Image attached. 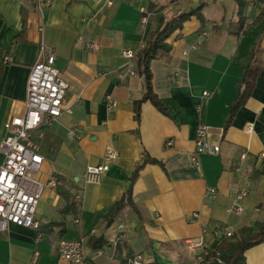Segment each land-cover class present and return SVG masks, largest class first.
<instances>
[{"label":"crops","instance_id":"1","mask_svg":"<svg viewBox=\"0 0 264 264\" xmlns=\"http://www.w3.org/2000/svg\"><path fill=\"white\" fill-rule=\"evenodd\" d=\"M171 1L52 0L37 9L33 0H0V56L11 58L0 62V141L4 122L25 112L29 70L45 49H53L54 65L69 84L70 111L32 133L41 167L52 159L39 180V226L9 223L0 230V264H69L57 254L60 238L83 239V264H132L136 255L143 264H195L202 249L220 243L224 229L234 232L263 219L264 31L260 24L249 28L264 0H232L227 18L218 5V16L207 23L202 0ZM198 7L203 20L191 15L167 39L170 51L150 62L153 91L168 114L143 101L137 120L134 102L145 91V79L136 65L130 73L122 51L136 53L161 21ZM88 41L98 49H89ZM248 66L249 95L224 128L234 98L246 89L241 78ZM108 94L117 101L113 110L106 108ZM200 125L208 145L196 166ZM69 130L79 137H70ZM107 148L115 159L98 183H86V167L104 162ZM143 153L163 166L147 162L132 180ZM52 176L56 187L46 185ZM244 186L243 211H229ZM128 195L138 213L125 205L109 221L113 205ZM244 255V264H264V244Z\"/></svg>","mask_w":264,"mask_h":264},{"label":"built area","instance_id":"2","mask_svg":"<svg viewBox=\"0 0 264 264\" xmlns=\"http://www.w3.org/2000/svg\"><path fill=\"white\" fill-rule=\"evenodd\" d=\"M33 1L32 7L37 9H44L52 3V0ZM87 47L97 50L98 44L95 41H88ZM122 56L127 59L128 69L133 74L135 52L124 49ZM54 59V51L49 48L45 49L42 56L33 63L26 83L25 112L20 116L11 117L3 124L6 135L0 141V230H5L9 223L33 228L39 226L35 219V213L44 185L36 179L35 173L40 170L43 156L40 154L39 145L32 139V133L43 124H48L52 119L60 116L63 111L70 112L65 107V94L69 84L63 78L61 71L54 65ZM10 60L9 54L0 56V62L3 64L9 63ZM209 94L210 92L203 91V96ZM105 103L108 110L117 107V101L110 94L106 95ZM197 109L200 111V106ZM247 129L251 130L250 124ZM69 136L79 137L74 130H69ZM171 143L172 141L168 140L166 145ZM207 145L206 127L200 125L196 131L195 155L192 157L196 166H199L197 154L204 152ZM115 157V151L107 148L104 154V162L87 166L83 173V180L86 183H98L101 176L108 170L109 163ZM47 185L56 187V178L50 177ZM210 192H213V189H210ZM247 193L248 187L239 188L229 211L240 214L243 211L240 203ZM195 216L196 214L191 215L190 218ZM122 230L123 228L119 227L118 237L122 235ZM218 233V230L213 232L215 235ZM223 233L224 236H229L232 231L224 229ZM82 246V238L77 240L60 238L57 243V254L69 264H83ZM204 251L202 249V252ZM200 258L201 256L198 255L196 259L199 260ZM132 264H143L141 255H136L132 259Z\"/></svg>","mask_w":264,"mask_h":264},{"label":"trees","instance_id":"3","mask_svg":"<svg viewBox=\"0 0 264 264\" xmlns=\"http://www.w3.org/2000/svg\"><path fill=\"white\" fill-rule=\"evenodd\" d=\"M200 8L201 7H198V9L192 10L188 13H181L166 22L161 21L155 30L148 33L143 45L136 51L135 65L139 74L143 75L145 79V91L142 97L134 102V112L137 120L139 119L140 105L143 101H150L161 113L165 115L168 114L165 105L153 91L150 62L159 53H166L170 51L171 45L168 43L167 39L175 30L180 29L183 22L186 21L191 15H195L200 21L203 20L202 14L200 13ZM242 22V17H239L235 34H237ZM259 24L261 25L262 31H264V6L250 25L249 29H252ZM250 55L252 58L254 53L251 52ZM250 75L251 66H248L244 69L243 76L241 78V84H244L246 89L243 94L238 92L234 98L232 105L230 106L224 128H226L231 123L235 112L240 106L244 104V101L249 95L247 87ZM147 162L160 164L163 166L160 161L150 157L146 153H143L142 161L135 165L131 174L132 180L138 175L143 165ZM125 205H129L134 211L137 212L135 204L130 198V195H128L124 199L116 201L110 212L106 215L107 219L112 221L115 214ZM260 207L264 209V203H262ZM102 242V239L97 240L99 246L103 245ZM258 244H264V217L261 221H257L250 226H242L236 231L232 232L231 235L224 236V238L214 249L204 248V252L201 250L198 254L201 256V258L199 260L196 259L195 264H244L245 251Z\"/></svg>","mask_w":264,"mask_h":264},{"label":"rangeland","instance_id":"4","mask_svg":"<svg viewBox=\"0 0 264 264\" xmlns=\"http://www.w3.org/2000/svg\"><path fill=\"white\" fill-rule=\"evenodd\" d=\"M163 2H165V4H167V6L172 5V3H173L171 0H163ZM202 2H204L203 14L205 16L206 23H207V19H210V18L213 19V18L218 16V10H217L218 8H216V7H218V5L223 6V8L225 9V18L229 17V13L231 12V9H232L231 8L232 7V5H231L232 0H202ZM174 5L175 4H173V6ZM138 12H139V14H141L140 9L138 10ZM205 26H207V25H205ZM51 161H52V159L49 156L46 157L44 164H43V167H41V169L35 173V177L37 180H41L40 175L45 174L46 171H48V170H50V168H52ZM63 183L66 184V181ZM46 185H47V183H46Z\"/></svg>","mask_w":264,"mask_h":264},{"label":"water","instance_id":"5","mask_svg":"<svg viewBox=\"0 0 264 264\" xmlns=\"http://www.w3.org/2000/svg\"><path fill=\"white\" fill-rule=\"evenodd\" d=\"M243 90H244V89L242 88V92H243ZM128 187H129V185H128ZM128 187H127V188H128Z\"/></svg>","mask_w":264,"mask_h":264}]
</instances>
